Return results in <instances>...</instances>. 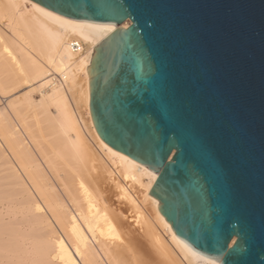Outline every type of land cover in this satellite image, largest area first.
Instances as JSON below:
<instances>
[{
	"label": "water",
	"instance_id": "obj_1",
	"mask_svg": "<svg viewBox=\"0 0 264 264\" xmlns=\"http://www.w3.org/2000/svg\"><path fill=\"white\" fill-rule=\"evenodd\" d=\"M117 29L87 69L100 140L157 174L174 234L264 264V0H29Z\"/></svg>",
	"mask_w": 264,
	"mask_h": 264
},
{
	"label": "bare ground",
	"instance_id": "obj_2",
	"mask_svg": "<svg viewBox=\"0 0 264 264\" xmlns=\"http://www.w3.org/2000/svg\"><path fill=\"white\" fill-rule=\"evenodd\" d=\"M116 29L29 0H0V264H220L160 215L148 195L157 174L93 128L87 69ZM68 95L85 107L91 142ZM135 189L153 218L129 216L139 209Z\"/></svg>",
	"mask_w": 264,
	"mask_h": 264
},
{
	"label": "rangeland",
	"instance_id": "obj_3",
	"mask_svg": "<svg viewBox=\"0 0 264 264\" xmlns=\"http://www.w3.org/2000/svg\"><path fill=\"white\" fill-rule=\"evenodd\" d=\"M25 8L29 9L28 6L25 7ZM52 77H56L57 78L58 76L55 75V74H52L51 78ZM33 97H34V99H38L39 98V95L38 94H34ZM68 101H69L70 107L72 109V112L74 111L73 114H74L75 118L77 119L78 123L80 125H82V127H83V130H82V127L79 125L80 128H81V130H82V132H85L83 134H86L87 133L86 136L85 135L84 136L88 139V141L90 140L89 142H91L92 137H90V130L88 129V124H87V122H88V119L87 118L88 117H87V114H85L86 113L85 107L82 106V103H79L78 101L76 102L75 99H73V97H71V95L70 96L68 95ZM135 193H136V195H135ZM131 194H132V197L137 202L136 203V206L137 205L139 206V207L137 206L139 209H136V210L130 208L131 210H129V216L132 217L131 219H134L135 216L137 215V213H141L142 211H143L142 213H144L146 216H148V217L151 216L153 218L152 209L148 205H146V204H144L145 206H143L142 204H140V203H142V201H140V199L142 200L141 190L135 189V190H133V192ZM137 194H138V196H137ZM137 197L139 198V201H138ZM147 208H149V209H147ZM140 209H142V210H140ZM137 210H139V211H137ZM135 235H137L136 232H135ZM151 256H152V253L150 252V257Z\"/></svg>",
	"mask_w": 264,
	"mask_h": 264
},
{
	"label": "built area",
	"instance_id": "obj_4",
	"mask_svg": "<svg viewBox=\"0 0 264 264\" xmlns=\"http://www.w3.org/2000/svg\"><path fill=\"white\" fill-rule=\"evenodd\" d=\"M72 46H73V49H74V50H78V49H79V46H78V44H77L76 42L73 43ZM55 78H56V77H55ZM55 81L59 83V78L57 77V78L55 79Z\"/></svg>",
	"mask_w": 264,
	"mask_h": 264
}]
</instances>
